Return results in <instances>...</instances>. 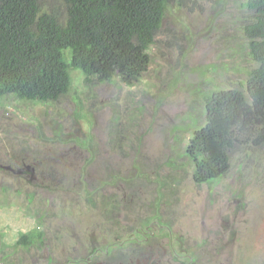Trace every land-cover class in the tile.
I'll list each match as a JSON object with an SVG mask.
<instances>
[{
    "label": "rangeland",
    "instance_id": "374dc122",
    "mask_svg": "<svg viewBox=\"0 0 264 264\" xmlns=\"http://www.w3.org/2000/svg\"><path fill=\"white\" fill-rule=\"evenodd\" d=\"M39 4L64 16L61 0ZM247 16L243 0L170 3L133 87L85 85L74 70L58 101L0 98V264L85 260L93 242L148 224L199 263L264 264V139L242 133L229 170L208 184L193 183L185 154L205 124L204 96L254 67ZM37 228L40 244L14 247Z\"/></svg>",
    "mask_w": 264,
    "mask_h": 264
},
{
    "label": "trees",
    "instance_id": "16d2710c",
    "mask_svg": "<svg viewBox=\"0 0 264 264\" xmlns=\"http://www.w3.org/2000/svg\"><path fill=\"white\" fill-rule=\"evenodd\" d=\"M184 1L61 0V18L55 8L42 11L39 0H0V98L58 101L74 70L85 85L117 79L133 87L149 68L150 47L169 4ZM243 8L248 16L241 32L254 67L237 86L204 96L205 124L193 130L185 148L195 185L227 173L242 133L255 128V143L264 139V0H243ZM42 240L37 228L20 233L14 247L28 249Z\"/></svg>",
    "mask_w": 264,
    "mask_h": 264
},
{
    "label": "flooded vegetation",
    "instance_id": "af4514ba",
    "mask_svg": "<svg viewBox=\"0 0 264 264\" xmlns=\"http://www.w3.org/2000/svg\"><path fill=\"white\" fill-rule=\"evenodd\" d=\"M150 225H136L132 230L115 233L101 247L93 242L86 259H67L64 264H202L187 246L179 247L169 231L167 246L158 242V233ZM225 264V263H211ZM254 264V263H250Z\"/></svg>",
    "mask_w": 264,
    "mask_h": 264
}]
</instances>
